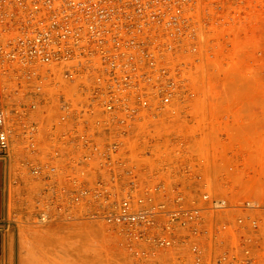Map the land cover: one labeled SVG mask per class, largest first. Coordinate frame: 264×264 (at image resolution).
<instances>
[{"label":"built area","instance_id":"2783aa9c","mask_svg":"<svg viewBox=\"0 0 264 264\" xmlns=\"http://www.w3.org/2000/svg\"><path fill=\"white\" fill-rule=\"evenodd\" d=\"M226 8L227 0H0V63L31 80L59 69L74 86L76 101L60 100L54 125L74 134L57 133L51 158L72 144L80 164L97 161L111 175L93 187L74 183L71 202L123 195L93 219L121 237L134 264L163 252H173L175 264L264 260V202L230 201L208 180L190 184L164 169L144 174L124 151L135 130L172 128L180 112L188 118L189 108L179 105L194 97L191 68L213 49L212 36L236 21ZM14 132L0 73V155H8ZM27 134L31 152H39L41 129L31 125ZM56 171L32 169L37 176Z\"/></svg>","mask_w":264,"mask_h":264},{"label":"rangeland","instance_id":"374dc122","mask_svg":"<svg viewBox=\"0 0 264 264\" xmlns=\"http://www.w3.org/2000/svg\"><path fill=\"white\" fill-rule=\"evenodd\" d=\"M226 16L236 21L212 36L218 40L213 49L191 68L194 97L179 105L189 108L188 118L180 112L172 128L135 130L124 151L128 163L144 174L164 169L178 181L208 180L230 201L264 202V0H227ZM5 67L7 104L19 135L7 221L8 230L26 240L24 264H134L121 237L93 219L116 207L123 195L71 202L76 184L93 187L110 182L111 175L99 170L97 161L80 164L72 144L61 145V158H51L57 133H73L54 125L60 100L76 101L74 86L59 69L46 80H31L14 65L0 63V70ZM31 125L45 137L34 154L27 134ZM15 142L13 136L9 151ZM46 165L55 166L56 173H32ZM199 174L202 181L196 179ZM170 254L160 253L159 259L144 264H175Z\"/></svg>","mask_w":264,"mask_h":264},{"label":"crops","instance_id":"0c3cea01","mask_svg":"<svg viewBox=\"0 0 264 264\" xmlns=\"http://www.w3.org/2000/svg\"><path fill=\"white\" fill-rule=\"evenodd\" d=\"M17 160L11 151L8 155H0V264H24L28 256L24 250L26 240L8 230L10 178Z\"/></svg>","mask_w":264,"mask_h":264},{"label":"bare ground","instance_id":"6f19581e","mask_svg":"<svg viewBox=\"0 0 264 264\" xmlns=\"http://www.w3.org/2000/svg\"><path fill=\"white\" fill-rule=\"evenodd\" d=\"M2 68V67H1ZM0 68V69H1ZM9 71V70H8ZM0 73L2 74V76L4 75V74H7L8 75V73H7V68L5 67L3 70H0ZM9 81V80H8ZM159 121H161V117H160V120ZM13 136H15L16 137V139H17V142H15V143H13L14 144V147H13V149L11 148V153L12 154H14V155H16L15 154V150L17 149V143H18V138H19V135H18V133H16L15 132V135L14 134H12V138H13ZM11 142H12V139H11ZM11 145V144H10ZM10 149V148H9ZM16 157H17V155H16ZM140 186H143L142 184H139ZM99 220V219H98ZM100 221V220H99Z\"/></svg>","mask_w":264,"mask_h":264}]
</instances>
